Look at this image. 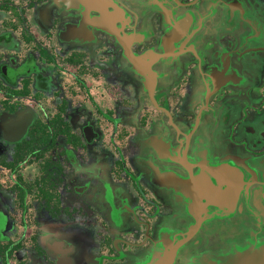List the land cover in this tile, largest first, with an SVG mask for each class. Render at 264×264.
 <instances>
[{
    "label": "flooded vegetation",
    "instance_id": "obj_1",
    "mask_svg": "<svg viewBox=\"0 0 264 264\" xmlns=\"http://www.w3.org/2000/svg\"><path fill=\"white\" fill-rule=\"evenodd\" d=\"M0 264H264V0H0Z\"/></svg>",
    "mask_w": 264,
    "mask_h": 264
}]
</instances>
